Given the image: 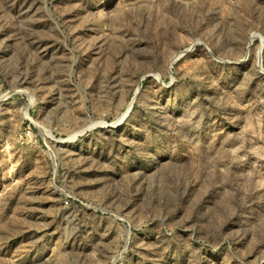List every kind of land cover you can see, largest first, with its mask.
I'll return each instance as SVG.
<instances>
[{
  "label": "rangeland",
  "instance_id": "1",
  "mask_svg": "<svg viewBox=\"0 0 264 264\" xmlns=\"http://www.w3.org/2000/svg\"><path fill=\"white\" fill-rule=\"evenodd\" d=\"M0 264H264V0H0Z\"/></svg>",
  "mask_w": 264,
  "mask_h": 264
},
{
  "label": "bare ground",
  "instance_id": "2",
  "mask_svg": "<svg viewBox=\"0 0 264 264\" xmlns=\"http://www.w3.org/2000/svg\"><path fill=\"white\" fill-rule=\"evenodd\" d=\"M0 99H1V97H0Z\"/></svg>",
  "mask_w": 264,
  "mask_h": 264
}]
</instances>
